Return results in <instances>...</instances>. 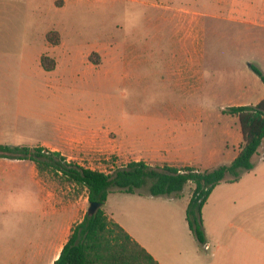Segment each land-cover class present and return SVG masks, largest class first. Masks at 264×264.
Wrapping results in <instances>:
<instances>
[{"label":"rangeland","instance_id":"rangeland-1","mask_svg":"<svg viewBox=\"0 0 264 264\" xmlns=\"http://www.w3.org/2000/svg\"><path fill=\"white\" fill-rule=\"evenodd\" d=\"M24 4L6 0V10L0 7V144L34 148L62 134L100 129L94 150L74 138L60 145L70 163L110 170L113 161L120 168L143 161L205 171L236 158L244 141L238 117L228 110L264 99V83L251 68L264 74V27L207 15L220 13L215 0H80L44 21ZM49 26L60 34L52 44L54 71H45L39 58L52 52L45 51ZM177 122L183 161L156 162L149 142ZM37 180L41 188L23 172L19 184L0 192V264H22L7 262L14 252L23 255L32 235L46 233L55 218L50 209L69 224L89 210L85 188L49 170L38 171ZM193 190L188 183L179 195L153 199L147 188L137 190L171 211L159 226L137 225L142 244L169 256L172 239L175 250L186 257L197 251L204 264L217 263L209 258L217 249L223 264H264V142L254 169L209 196L204 245L186 219ZM114 191L111 207L123 195Z\"/></svg>","mask_w":264,"mask_h":264},{"label":"trees","instance_id":"trees-1","mask_svg":"<svg viewBox=\"0 0 264 264\" xmlns=\"http://www.w3.org/2000/svg\"><path fill=\"white\" fill-rule=\"evenodd\" d=\"M47 39L52 44H58L60 34L51 31ZM41 62L46 71H54L56 68L55 59L49 56H43ZM251 68L264 83L261 70L253 65ZM228 112L238 117L244 143L229 165L214 170L200 171L191 167L179 169L167 165L152 167L138 161L105 174L67 162L56 151L2 144L0 157L32 161L40 172L52 171L67 182L85 188L89 202L100 204L95 214L87 212L84 219L72 228L67 243L53 264H160L145 247L107 215L104 207L109 194L114 190L135 193L147 188L151 196L179 195L188 183H193L194 190L186 210V219L191 232L204 245L206 234L202 213L209 196L219 184L238 182L243 173L254 169V157L264 142V99L256 105L231 107Z\"/></svg>","mask_w":264,"mask_h":264},{"label":"crops","instance_id":"crops-1","mask_svg":"<svg viewBox=\"0 0 264 264\" xmlns=\"http://www.w3.org/2000/svg\"><path fill=\"white\" fill-rule=\"evenodd\" d=\"M25 2L24 6L31 10L33 14L39 16L42 21L46 19H50L52 13L63 14L68 11L74 10L80 0H61V6H56L57 0H22ZM147 1V0H145ZM218 3L217 9L220 13L207 14L212 17H227L229 19L235 20L242 24H248L258 27H264V0H215ZM5 3V4H4ZM11 4V3H10ZM8 4V5H10ZM11 6V5H10ZM15 6V5H14ZM0 7L6 10V0H0ZM15 9L18 6L14 7ZM202 15V14H200ZM52 25V23H51ZM52 26H49L48 29L45 30V43L47 45V49L45 51L50 53H42L39 54L40 63L42 66V57L49 56L51 58L57 57V49H54L52 43L48 41L47 34L51 31ZM57 45V44H56ZM43 67V66H42ZM46 71V70H45ZM259 103V102H258ZM256 103V104H258ZM256 104H244V105H256ZM181 125L180 122H177V125H173L172 129L169 130L161 140H157L156 142H149L150 150L152 154V159L156 162H181L183 161V155L181 151L184 150V145L181 143ZM121 132L124 130L120 129ZM126 137L128 134L124 131ZM100 129L97 131L93 130L90 132L84 133H76V134H62V136L57 139L55 142H40L37 147L41 146H55L50 151L59 152L62 157L66 158V154L62 152V149L59 148L60 145L64 144V141L67 139L68 142L74 138L76 141L82 142L83 146L87 149L94 150L98 148L101 144L100 140ZM60 141L61 143H58ZM5 145V144H2ZM196 159L195 157H193ZM153 165V164H151ZM38 168L37 165L29 160H18V159H9V158H1L0 157V192L4 189H9L15 186L16 181L18 184L21 181V174L23 172H27L29 179L33 180L34 185H38L40 187V182L37 180L38 177ZM41 190V189H39ZM115 192V191H114ZM32 193H35L32 192ZM112 192L109 194L106 206L108 209H105L107 215L118 223L121 227H123L131 237L139 242L143 247H145L160 264H204L205 260L198 255V252L191 254L189 257L184 256L181 251L175 250V242L176 240H167L166 242L173 249L169 256H163L158 252L156 255L152 251L151 248H147L144 244H142L140 240V233L138 229V224H153L154 226H159V221L164 219L167 216V209L160 210L155 204V201L148 200L146 196L141 193H126L121 192L123 195H119L118 200L114 202V205L111 207L110 198ZM115 194V193H114ZM120 194V193H118ZM192 195V194H191ZM155 196H150L153 199ZM191 197V196H190ZM190 198L188 200L189 204ZM188 207V206H187ZM49 212L55 217L51 220L50 225H48V229L46 233L34 236L32 235L29 243L27 245V249L21 252L20 258H15L14 256L19 255L18 252L13 253V257L7 262L22 263V264H53L59 257L64 245L67 243L69 236L71 234L72 228L81 222L83 218L79 222L68 223L67 220L60 219V216L63 214L62 212L55 211L50 209ZM165 215V216H164ZM171 217V211L168 214ZM63 217V216H62ZM37 224L36 221H34ZM138 225V226H137ZM142 237V236H141ZM143 239V237H142ZM207 243V239H206ZM196 250V249H195ZM209 250V249H208ZM11 253V251L9 252ZM23 256V258H22ZM209 258H216V264H223V256L219 252V249L213 251ZM211 264V263H209Z\"/></svg>","mask_w":264,"mask_h":264},{"label":"built area","instance_id":"built-area-1","mask_svg":"<svg viewBox=\"0 0 264 264\" xmlns=\"http://www.w3.org/2000/svg\"><path fill=\"white\" fill-rule=\"evenodd\" d=\"M85 168H89L91 170H96V171H100L103 172L105 174H111L113 173V171H115L116 169L120 168L121 166L119 165V161H113L112 164L110 165V170H100L99 168H95L93 166H83ZM206 249H209V245H206Z\"/></svg>","mask_w":264,"mask_h":264},{"label":"water","instance_id":"water-1","mask_svg":"<svg viewBox=\"0 0 264 264\" xmlns=\"http://www.w3.org/2000/svg\"><path fill=\"white\" fill-rule=\"evenodd\" d=\"M100 208V204L97 202H90V206H89V214L93 215L97 212V210Z\"/></svg>","mask_w":264,"mask_h":264}]
</instances>
